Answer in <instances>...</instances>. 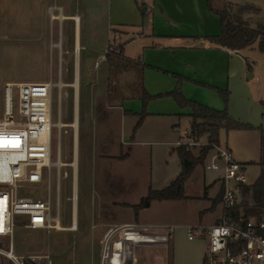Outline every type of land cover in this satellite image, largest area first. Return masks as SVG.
<instances>
[{
    "label": "crops",
    "instance_id": "1",
    "mask_svg": "<svg viewBox=\"0 0 264 264\" xmlns=\"http://www.w3.org/2000/svg\"><path fill=\"white\" fill-rule=\"evenodd\" d=\"M81 2L82 0H0V63L8 59L11 74L4 78L3 85L6 82H52L55 75L63 74L65 60L63 43L60 41L61 29L65 20H73L70 29L75 52L74 81L71 85L74 87V82L77 83V87H74L72 113V125H77L76 130L74 125L72 126V155L75 162L79 159L80 138L77 47H81L82 26L77 8L81 6ZM216 2L217 0H211L212 7L219 10L214 4ZM83 4L84 9L90 13L92 8H96L97 0H83ZM106 7L110 12V29L113 30L110 39L116 40V32L132 33L131 37L119 41L125 56L128 42L137 40L135 52L127 57L141 59L145 63L143 85L147 93L156 96L172 91L177 86L176 77H183L179 87L185 98L216 110L225 108L233 118L255 127L223 129L233 132L238 138L237 141L227 139L223 145L232 151L236 160L254 165L259 163L261 144L260 132L256 127L264 126V92L261 88L256 89L251 85V79L258 76L255 71L250 72L251 64L240 49H228L207 39L208 36L218 35L221 30L220 16L208 9L207 0H106ZM50 8L53 10L50 11ZM129 73L133 78L132 72ZM213 88L229 92L226 103ZM105 104L107 108L117 110L121 123L119 152L107 154L89 144L86 151L87 160L96 164L106 161L120 167V173L124 177L122 187L125 189L135 186L142 178L141 190L133 200H128L129 190L121 196L107 194L104 190L97 192L96 207L92 211L93 234L90 238V254L84 261L98 264L104 235L112 228L137 224L164 225L171 228L166 259L155 264H202L206 240L200 237L189 239L186 227L195 224L209 226L219 220L221 205L217 202L211 207L212 199L221 193L219 172L205 171L201 165H197L189 176L190 178L195 174V180L200 186V192L195 195L186 193L189 178L185 181L184 199H202L207 203L198 211L196 222L139 221L142 210L168 202L165 199L152 200L148 207L138 210L137 213L133 212L132 208L150 188L161 189L167 186L179 173L180 161L175 147L189 141L191 137L190 108H180L170 97H153L146 104V114L141 125L133 133L138 114L141 112V100L129 98L120 104L108 105L105 99ZM201 139L205 140V137ZM121 154L124 156L120 157ZM73 178L76 189V172ZM205 187L206 197L203 198ZM110 205L132 210L133 218L107 215L103 207ZM71 209L70 224H60L63 227L60 230H77L75 202ZM95 212L98 214V226L102 227L101 231L93 226ZM71 223L74 225L72 229L69 228ZM124 231L126 251L124 242L118 240L114 246L111 264H133L130 260V240L135 235H140L141 239L145 237L143 241H150L147 237L156 233L155 229L146 226H128ZM154 248L152 243L144 245L146 253ZM43 256L48 257V254L44 253Z\"/></svg>",
    "mask_w": 264,
    "mask_h": 264
},
{
    "label": "rangeland",
    "instance_id": "2",
    "mask_svg": "<svg viewBox=\"0 0 264 264\" xmlns=\"http://www.w3.org/2000/svg\"><path fill=\"white\" fill-rule=\"evenodd\" d=\"M219 9L225 10L230 15H239L250 27L262 26L264 29V0H217L214 3ZM83 0L81 6L77 8L81 18V38L80 45L77 47V76H78V99L80 110V138H79V159L76 160V207H77V230H57V229H29L18 225L12 235V244L14 253L23 255L26 259L23 264H47V259L41 258L44 253L48 254L50 264H96L85 262L84 259L90 254V238L93 234L91 228L92 211L96 207L97 192L106 191L107 194L121 196L129 190L128 200H133L134 196L141 190L142 178L135 185L123 188V174L120 167L112 163L103 161L96 164L87 159V148L92 145L99 151L107 154H116L120 147L122 127L117 117V110L106 107V86L107 70L104 61V52L106 45L113 49H118L121 45L119 41L131 37L132 33H115L116 40L110 39V33L113 32L109 25V14L106 7V0H97L96 8L91 12L84 9ZM73 20H65L61 29L62 49L64 50L63 74H57L53 77L52 88V121L56 123L60 117L62 125L52 129V156L54 161L58 154V142L60 144V159L67 165L60 168L59 178V204H60V224L69 225L71 222V196L74 182L73 168L70 166L73 157V127L72 113L74 102V87L71 85L74 81L73 73V35L71 26ZM122 34V35H121ZM112 41V42H111ZM137 40H130L126 46V56L135 52ZM111 42V43H110ZM55 50H57L55 48ZM67 50V51H65ZM251 64V73L256 72L258 77L251 79V85L261 88L264 92V51L259 49V39L251 45L240 49ZM162 71V70H161ZM164 73H167L163 71ZM11 76L8 59L0 63V117L2 116V85L5 77ZM176 77V76H175ZM132 78L129 72L121 73L115 81L121 82ZM177 78V77H176ZM15 79V78H13ZM182 80L177 78V83ZM228 92V91H227ZM229 96V92H228ZM170 97V96H163ZM171 98V97H170ZM228 100V98H227ZM60 111V116H59ZM87 119H89L87 122ZM75 126V123H73ZM58 129L60 136L58 137ZM229 133V134H227ZM228 135V136H227ZM198 138L199 144L188 146L195 155L203 146L205 140ZM194 138L190 137L189 141ZM230 139L237 141L238 138L233 132H227L223 129L219 131L220 144ZM205 161V159H204ZM204 161L200 164L203 167ZM247 165V170L251 178L257 177L260 164H251L241 161ZM67 172V176L63 175ZM196 175L189 178L186 193L198 194L200 186L196 182ZM57 171L55 166L49 170V178L44 179L38 187L28 188L26 192L32 198H44L48 194L52 202V214L55 208ZM212 194V193H211ZM220 196V194L218 195ZM217 196V197H218ZM95 199V200H94ZM168 202L151 206L142 210L139 215V221L154 220H182L196 222L198 220V211L205 203L202 199L188 198L184 200L167 199ZM220 201V200H219ZM242 204H253L249 195L242 196ZM104 212L111 217L133 218L132 210L120 206H104ZM134 212V211H133ZM115 234L113 237L114 238ZM34 258H28V257ZM0 264H15L10 259L0 255Z\"/></svg>",
    "mask_w": 264,
    "mask_h": 264
},
{
    "label": "built area",
    "instance_id": "3",
    "mask_svg": "<svg viewBox=\"0 0 264 264\" xmlns=\"http://www.w3.org/2000/svg\"><path fill=\"white\" fill-rule=\"evenodd\" d=\"M53 8H50L52 11ZM54 83L46 82H6L1 90L2 116L0 117V255L15 264H23V255L14 253L12 235L15 227L22 225L29 229H57L60 225L59 178L60 168L66 163L60 159V144L54 161L52 156V129L62 125L60 117L52 121V88ZM60 116V111H59ZM58 129V137L60 131ZM180 144L193 146L197 139ZM179 144V145H180ZM203 145L208 144L206 141ZM73 157V155H72ZM74 158V157H73ZM57 171L55 208L49 194L44 198H32L28 188L40 186L49 178V170ZM73 168L74 167L70 164ZM205 171L220 173L221 196L219 204L222 213L219 220L209 226L200 224L186 227L189 239L200 237L206 240L202 264H264V215H245L242 208V189L253 180L247 165L236 160L232 151L220 143H212L203 164ZM63 175L67 176V172ZM72 186L71 203H76L77 194ZM93 226L98 231V214L93 215ZM150 227L155 229L150 241H143L140 235L130 240L131 262L133 264H155L166 259L170 231L169 226L124 224L112 228L104 235L98 264H111L114 246L123 239L126 227ZM69 228H73L71 223ZM115 234L114 238L113 237ZM152 243L154 250L148 253L144 245ZM50 260L47 256H40ZM124 257V256H123ZM150 257L153 259H144ZM28 258H34L28 257ZM125 259V258H124Z\"/></svg>",
    "mask_w": 264,
    "mask_h": 264
},
{
    "label": "trees",
    "instance_id": "4",
    "mask_svg": "<svg viewBox=\"0 0 264 264\" xmlns=\"http://www.w3.org/2000/svg\"><path fill=\"white\" fill-rule=\"evenodd\" d=\"M208 9L220 16V33L218 35L208 36L207 39L219 46L232 50H239L251 45L259 39V49L264 51V29L262 26L250 27L249 24L240 17L243 6L239 10V15H230L225 10H216L212 7L211 0H207ZM104 61L107 70V86L106 101L108 105L115 103L120 104L124 99L138 98L141 100V112L139 118L133 128V133L141 125L146 114L145 108L147 102L153 97L170 96L180 108L189 107L191 112L190 132L189 136L194 139L205 137L208 144L203 145L195 155L186 144H180L175 147V151L180 161V171L177 176L165 187L161 189L150 188L147 194L139 200L138 203L132 205L135 213L142 208L149 206L152 200L167 199H184L185 181L192 174L197 165L203 163L208 150L212 143H219L220 129H254L255 127L249 123H244L229 115L227 110H216L195 101L185 98L182 94L179 83L169 92L152 96L144 88L143 71L146 67L141 59H133L124 55L122 46L113 49L111 45H107L104 52ZM132 72L133 78L121 82L115 81L121 73ZM179 80L184 78L177 76ZM205 86V85H204ZM221 96L224 102H227L228 92L213 88ZM131 113L130 111H126ZM256 129L260 132L261 151L259 156L260 171L255 180L242 189V195H249L253 204H239L236 210L242 208L245 215H255L258 218L264 215V126H258ZM124 155H120L123 157ZM221 196V193H220ZM220 196L212 199L211 207H214L220 200ZM206 197V187L203 190V198Z\"/></svg>",
    "mask_w": 264,
    "mask_h": 264
},
{
    "label": "bare ground",
    "instance_id": "5",
    "mask_svg": "<svg viewBox=\"0 0 264 264\" xmlns=\"http://www.w3.org/2000/svg\"><path fill=\"white\" fill-rule=\"evenodd\" d=\"M74 87L76 88L77 87V83L76 82H74ZM70 125H72V124H70ZM74 125V124H73ZM72 125V126H73ZM74 127V129L76 130V128H77V125L76 126H73ZM65 165H67V164H65ZM71 165L74 167V173L76 172V162H75V160H74V158H73V160H72V162H71ZM73 227H74V225H73Z\"/></svg>",
    "mask_w": 264,
    "mask_h": 264
},
{
    "label": "snow or ice",
    "instance_id": "6",
    "mask_svg": "<svg viewBox=\"0 0 264 264\" xmlns=\"http://www.w3.org/2000/svg\"><path fill=\"white\" fill-rule=\"evenodd\" d=\"M0 147H3V144L2 143H0Z\"/></svg>",
    "mask_w": 264,
    "mask_h": 264
}]
</instances>
